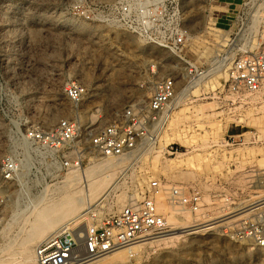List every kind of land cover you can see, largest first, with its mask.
Returning a JSON list of instances; mask_svg holds the SVG:
<instances>
[{"label": "rangeland", "instance_id": "rangeland-1", "mask_svg": "<svg viewBox=\"0 0 264 264\" xmlns=\"http://www.w3.org/2000/svg\"><path fill=\"white\" fill-rule=\"evenodd\" d=\"M114 2L0 0V156L8 150L21 151L13 138L31 124L48 127L66 114L92 128L104 125L123 108L146 104L155 83L175 72L176 107L154 142L127 154L122 168L91 199L90 204L109 184H117L92 211L94 216L112 213L130 198L140 199L152 179L196 186L202 193L203 206L195 214L169 213L183 221L171 223L173 229L263 200L264 96L259 93L254 100L230 104L222 90L231 60L254 50L263 36L260 0H180L187 34L179 56L107 21ZM190 65L204 74L196 87L185 81ZM70 80L87 88L75 106L62 96V86ZM81 153V168L103 156L89 146ZM68 170L53 156L32 158L5 191L4 186L0 188V250L11 242V253L17 252L29 230L33 205L57 200ZM158 194L165 207L157 208L169 209L164 192ZM257 207L230 222L184 234L173 244L131 251L132 256L127 250L109 252L100 262L264 264V246L229 236L240 218L263 210L264 203ZM41 239L32 244V251ZM1 251V258L10 259ZM13 259L17 264H35L22 261L17 253Z\"/></svg>", "mask_w": 264, "mask_h": 264}, {"label": "built area", "instance_id": "built-area-1", "mask_svg": "<svg viewBox=\"0 0 264 264\" xmlns=\"http://www.w3.org/2000/svg\"><path fill=\"white\" fill-rule=\"evenodd\" d=\"M259 4L264 13V0ZM108 13L107 21L148 44L178 56L186 45L187 29L182 20L180 0H115ZM87 18L93 19V16ZM184 73L187 84L202 75L200 69L191 65ZM176 83L175 72L162 77L155 83L146 104L123 108L118 116L101 126L92 128L65 114L48 127L31 124L17 132L13 142L21 151L8 150L0 156V187L4 186L5 191L7 183L16 179L32 158L53 156L61 168L69 169L80 165L85 146L100 155L135 154L150 146L171 115ZM86 90L84 84L70 80L63 84L62 96L75 106L83 100ZM222 90L230 104L253 100L252 95L258 93L264 96V25L263 36L255 49L231 60ZM160 192L165 194L167 210L156 207L155 195ZM2 198L0 193V200ZM202 206L203 197L198 187L185 188L152 179L140 199L130 200L116 211L97 218L88 210L79 217L80 225L73 229L68 226L71 223L58 227L35 245L34 262L92 263L118 248L172 230L169 213L181 210L194 213ZM79 227L82 229L80 236L76 232ZM229 236L264 246V209L240 218L235 227L230 228Z\"/></svg>", "mask_w": 264, "mask_h": 264}, {"label": "bare ground", "instance_id": "bare-ground-1", "mask_svg": "<svg viewBox=\"0 0 264 264\" xmlns=\"http://www.w3.org/2000/svg\"><path fill=\"white\" fill-rule=\"evenodd\" d=\"M203 76L204 74H202L200 77L195 79V82L190 83L189 86L196 87L197 85H199V82L201 80L200 78H203ZM258 94L252 95L251 99L254 100L255 96H257ZM177 95L178 94L176 92L174 99L172 101V110L176 107ZM179 154L180 153H177L175 155H179ZM126 158H127L126 153L117 154V155H103L98 160L92 162L91 164H89L88 166L84 168H81L79 166L69 168V170L66 173V176L64 177V181H63L65 189L61 192L60 197L57 200L48 199L47 202L38 201L36 202V205H33V209L35 208V210L32 212L31 214L32 218L28 222L29 230L27 231V233L25 231L26 235H24V237L19 241V246H17L19 247V249L17 250V252H13V251L12 252L17 253L22 258L21 260L24 262L25 261L28 262V260H31L33 262V260L35 259H34V251H32L33 249L32 244H34V242L37 239L39 238L41 239L42 237L44 238V236L47 235L48 233L56 231L58 228L57 229L55 228L66 220L67 222H65V224L71 223L70 227L75 226V224L79 220V217L84 212L88 210L91 212L96 210V207L98 206L100 201L104 199L110 192H114V190L117 187V184H113L112 182L104 190V192H102L100 196H98L96 201L90 204L91 199L96 194H98L100 191H102L106 187L108 182L112 179V177H114L115 173L118 172L120 168H122V165L124 164ZM156 196H157V200H155L156 207H159V208L165 207L163 202L159 201L158 199L159 194H157ZM125 197L126 195H124L123 193V195L121 196V199L124 200ZM129 197H132V196H129ZM130 199L132 200L133 198H130ZM96 202L98 203L95 206L90 207V205L92 204L94 205ZM260 203H264V199L260 200V202H258L257 204L259 205ZM253 204L255 203H251L250 206L246 204L241 207H237L236 209H232L231 211H228L221 215H217L210 219H206V221L203 223L201 222L204 220H202L201 222L199 221L195 223L191 222V224L183 225L179 229H172L163 234L155 235L152 238L132 243L126 247L118 248L110 253L120 252V251L122 252V251L127 250L128 256H132L131 251H141L142 249H150V248L159 246L161 244H173L184 234L196 232L197 230L203 229L204 227H208L209 225L210 227L219 226L226 222H230V220L234 218V216L244 215L250 209L252 210L254 208V210H256V208L257 209L259 208L257 207L258 206L257 204L256 205H253ZM81 208H82V211L78 212L80 211L79 209ZM181 211L185 213L188 212L184 210H181ZM207 220L208 221L211 220V221L208 222ZM169 221L172 224L173 223L183 224L182 218L178 216L176 217H173L172 215L169 216ZM81 231L82 229L80 227L76 228V232L78 236H80ZM10 243H7V245L3 247V250L1 249L2 251L0 250L1 252H3L2 255L10 256V259H4L0 257V264H17L16 261L13 262L14 260L13 253H11L10 251L11 246L8 245ZM17 245H18V242H17ZM110 253L108 254L110 255ZM108 254L98 258L96 261L92 263H87V264H104L101 262L103 259L109 256ZM116 258H119V257L117 256ZM119 260H122V259H119Z\"/></svg>", "mask_w": 264, "mask_h": 264}]
</instances>
